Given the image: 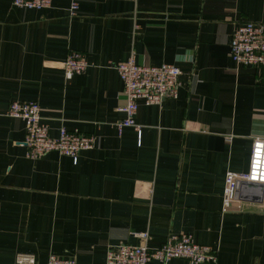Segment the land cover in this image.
Wrapping results in <instances>:
<instances>
[{
  "label": "crops",
  "instance_id": "1",
  "mask_svg": "<svg viewBox=\"0 0 264 264\" xmlns=\"http://www.w3.org/2000/svg\"><path fill=\"white\" fill-rule=\"evenodd\" d=\"M12 1L0 0V264L19 253L104 264L108 248L138 245L142 232L151 247L188 234L217 250L218 264H264V209L223 212L227 173L248 172L253 140L264 138V67L230 55L240 24H264V0ZM70 51L90 65L66 80ZM132 54L177 65L182 85L177 98L140 101L141 131L119 133L115 65ZM16 100L39 103L52 137L64 125L95 135V148L77 161L29 159L25 122L7 115Z\"/></svg>",
  "mask_w": 264,
  "mask_h": 264
},
{
  "label": "built area",
  "instance_id": "2",
  "mask_svg": "<svg viewBox=\"0 0 264 264\" xmlns=\"http://www.w3.org/2000/svg\"><path fill=\"white\" fill-rule=\"evenodd\" d=\"M19 8L44 9L52 6L53 0H13ZM79 6L73 1L71 15H76ZM230 55L239 66L264 67V24L247 21L238 26L231 41ZM86 56L78 51H70L62 63L64 77L70 80L73 76L84 73L89 67ZM124 83L125 103L118 110L125 117L116 126L119 133L126 127L140 132L136 122L139 102L161 104L167 98H177L182 85V70L175 64L160 65L140 64L134 54L127 61L115 65ZM7 115L22 119L26 126L25 146L27 157L37 160L47 153L58 152L77 161L81 151L92 150L96 145V136L71 131L61 126L58 137L50 135L48 124L43 121L41 106L34 101L11 102ZM250 182L264 187V138H255L252 145L250 169L248 172L229 171L223 192V212L244 213L249 210L264 209V192L261 203L246 201L239 197L240 184ZM138 245L121 243L107 250L104 264H150L158 261L168 264L172 259H184L189 264H218L219 254L210 246L197 244L188 234H170L160 247L149 245V233L137 234ZM16 264H37V257L31 253H19ZM46 264H78L76 258H61L51 254Z\"/></svg>",
  "mask_w": 264,
  "mask_h": 264
},
{
  "label": "water",
  "instance_id": "3",
  "mask_svg": "<svg viewBox=\"0 0 264 264\" xmlns=\"http://www.w3.org/2000/svg\"><path fill=\"white\" fill-rule=\"evenodd\" d=\"M263 192V185L243 182L240 184L238 194L243 200L261 203L263 200Z\"/></svg>",
  "mask_w": 264,
  "mask_h": 264
}]
</instances>
